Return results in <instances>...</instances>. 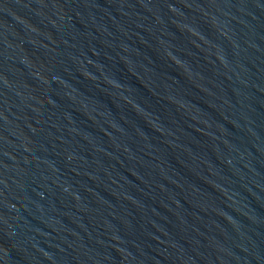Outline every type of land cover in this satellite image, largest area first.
<instances>
[{
  "label": "water",
  "instance_id": "obj_1",
  "mask_svg": "<svg viewBox=\"0 0 264 264\" xmlns=\"http://www.w3.org/2000/svg\"><path fill=\"white\" fill-rule=\"evenodd\" d=\"M0 264H264V0H0Z\"/></svg>",
  "mask_w": 264,
  "mask_h": 264
}]
</instances>
